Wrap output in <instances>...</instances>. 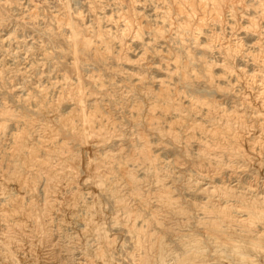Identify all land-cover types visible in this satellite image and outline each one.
Listing matches in <instances>:
<instances>
[{"label":"rangeland","instance_id":"obj_1","mask_svg":"<svg viewBox=\"0 0 264 264\" xmlns=\"http://www.w3.org/2000/svg\"><path fill=\"white\" fill-rule=\"evenodd\" d=\"M84 42L89 43V50L83 49ZM178 58L179 60H177ZM206 64L212 66L213 81L211 84L206 77ZM221 65L225 68L223 67V69ZM226 67H229V71H233L232 80L228 77V72H224ZM132 72L135 75L131 74ZM245 72L248 74L251 72V75L244 74ZM263 72L264 0H0V264H86L88 259H94L93 264H104L103 259L97 253L102 249L106 258L108 257L107 264L111 262L114 264V261L117 262L115 264H136L137 261L139 264L140 257L145 252L149 254L147 264H153L155 256L158 255L157 249L160 244L158 241H161L164 248L163 264H187L183 259H186L188 254L184 251V246L179 244V238L190 234L192 236L188 237L198 240V245H201L199 249L203 250H201L203 256L207 255L206 257L202 256L206 258L207 264H213L215 261L217 263L222 254L224 257L230 255V251L227 254L222 238L232 236L231 238L235 239L237 235L234 232L239 231L236 228L232 234L227 231L228 236L224 234L225 231H223L224 233H217L218 230L215 232V229L218 228L214 229L212 224L217 219H207L203 211L200 210L201 206L197 205L205 206L208 202V196L202 191L207 182H214V185L226 186V188L236 187L238 184L243 187L251 186L264 190V176L262 175L264 174V167H262L264 163H260L264 162V147L262 146L264 138L261 139L262 141L260 140L262 143L259 142L260 145L256 146L257 149L262 147L263 151L260 150L262 155L258 154L252 157L254 160L249 156L252 155L249 154L250 151H247L250 142L246 144L247 141L243 140V137L252 138L254 133L259 135L261 128L263 132L260 136L264 134ZM182 73L186 74L188 83H184L182 80ZM253 74H256L257 77L256 75L253 77ZM139 77L144 78L145 84L133 89L135 79ZM158 78L166 82V88L167 91L169 90V97L173 103V108L170 111H165L166 116L162 115L163 117L158 110L163 106V108H167L168 104L165 101H155L153 98L160 91L157 81L154 80ZM42 88H46L43 90L44 93L40 92ZM192 88L194 90H191ZM248 89L251 91L249 92ZM151 91L153 92L151 93ZM241 93H245L244 97ZM252 95L253 97H251ZM80 96L82 97L80 98ZM191 99L193 107L188 102ZM193 99H196V102ZM151 101L156 102L157 106L160 105L158 108L156 106L157 109L154 110L156 112L153 113L158 117L157 119L155 117L154 122L164 136L162 139L157 129H148L144 120V115L148 113L147 110L153 104ZM205 102L207 104H201ZM206 109H211L210 111L213 112H208ZM72 110H75L76 114ZM248 110L251 111V114L252 111L262 113L258 124L249 120L248 117L251 114ZM89 112L96 114L97 118L94 117L92 121L96 125L97 131H103L104 135H96L98 137L96 138L93 137L95 132L90 133L92 136H87L88 140L85 142L82 139L87 137L77 136L74 131L83 124L82 116H78V114L89 115ZM233 112L244 114L248 120L245 129L241 128L240 142L237 143L242 146L235 145L238 151L244 155L242 157L246 155L247 159L242 158L248 160L245 161L246 165L250 161L248 167L246 165L245 168L244 166L239 167L240 163L238 164L235 159L232 160L230 157L231 161L222 152L218 156H222L219 158V163L196 156L199 134L197 131L191 130L194 129L193 127L187 129L186 121L192 124V120H195V123H199L201 120V123L203 121L206 124L201 116L204 117L207 113L212 118L215 116L213 119L215 123L218 121L222 123L226 116L234 114ZM72 113L74 116L71 115ZM192 113L196 115L189 116ZM226 113L227 115L224 116ZM58 117L63 119V121L60 119L62 123ZM195 117L198 119L197 122V119H192ZM66 118H70V120L67 119L68 124H66ZM176 119L181 120L178 122ZM170 121L174 126L176 123L178 124L176 127L173 126L176 128L175 131L177 130L176 134L183 136L181 132L187 133L190 141L186 137H180L176 141L172 139L166 132L169 123L171 124ZM233 121L234 123H231L234 125V130L240 131L239 123ZM181 122L182 126L185 125L183 131L179 129ZM75 127L76 129H74ZM222 131L224 132L220 128L218 133L221 134ZM191 135L194 136L192 139ZM142 137L149 140L150 152L156 157L154 166L149 165V161L144 162L140 156ZM16 138L21 141H18V146L15 145ZM81 141L83 143H80ZM220 142L223 144L220 143L215 148L225 150V148L230 149L233 146L225 143V140ZM165 144L169 146H165ZM62 145L68 147L61 148ZM12 148L17 156L19 154L17 160L15 156L11 158L9 156V152L13 151ZM31 149L40 162H44H42L44 169L30 164L29 152ZM243 150L248 153L246 154ZM39 152L41 153L39 154ZM69 153L70 155H68ZM173 159L175 161L179 159L183 164L178 160L174 162ZM205 160H208V163ZM235 163L236 165H233ZM254 163H258L257 167ZM218 164L220 165L218 166ZM8 165H17V168L18 165L22 166L16 170V167ZM23 165L27 168H23ZM120 165L127 167L136 178L138 183L136 194L129 191L125 179L119 172ZM251 166L252 168H250ZM109 167L112 170H107ZM12 174H22L19 178L21 187L25 186L24 189L22 187L19 190V187H16ZM94 174L96 176H92ZM102 175L103 177L107 176L108 179L102 178ZM27 176L31 178L29 179ZM184 176L189 177L185 186L189 188H187L186 194H181L178 191L177 179ZM198 176H202V179ZM192 177L198 179H190ZM221 177H224L223 180ZM254 177L258 179H254ZM209 179L212 180L209 181ZM198 181L200 184H197ZM115 183L117 186H114ZM119 183L120 185H118ZM197 185L198 187H196ZM121 187L123 189H120ZM23 190L25 191L23 192ZM115 190L119 193L118 197L113 193ZM103 191L105 192L103 193ZM166 192L167 195L168 193L172 194L169 195L171 200L176 198L173 201L179 203L178 207L186 213H182L184 217L180 213L176 215L171 210L168 211L169 209L162 207L160 197ZM255 192L253 191V193ZM123 193L124 195H120ZM19 194L23 197L18 201L15 197ZM115 197L116 199H125L126 203L129 201V205H126L132 209L136 217V231L125 226L128 225L125 221L126 214L122 208L116 206ZM135 198L143 200L141 205ZM191 202H194V205L196 202L195 209ZM230 202H233L232 198ZM90 205L93 206V210H91L92 207H89ZM87 206L90 208L89 210ZM197 212L199 213L197 214ZM29 213L31 215H28ZM188 214L189 216H187ZM194 220L197 224L194 223ZM122 222L125 224L123 225ZM226 222L222 223L221 230H228L229 223L227 225ZM126 229H129V232ZM168 229L170 230L168 231ZM130 230L133 234L130 233ZM230 230L233 231L232 228ZM138 232H140L139 237L136 235ZM233 235L236 236L233 238ZM103 237L109 239L114 237L112 240L115 239V241L110 245L111 253L108 251L110 247L102 246ZM139 238L143 248L138 245ZM217 240L221 243H218ZM235 240L239 241V238L237 237ZM66 248H70L69 251ZM106 248L108 253L105 251ZM112 255L113 257H111ZM87 256L88 259H85ZM68 257H72L70 259L73 260L72 263L68 261ZM96 259L100 260V263Z\"/></svg>","mask_w":264,"mask_h":264},{"label":"bare ground","instance_id":"obj_2","mask_svg":"<svg viewBox=\"0 0 264 264\" xmlns=\"http://www.w3.org/2000/svg\"><path fill=\"white\" fill-rule=\"evenodd\" d=\"M248 2V1H247ZM71 21V20H70ZM71 30H72V28H71ZM76 30V29H75ZM72 32H73V30H72ZM206 34V33H205ZM111 35V34H110ZM73 36H74V34H73ZM81 36H82V34H81ZM102 37V36H101ZM73 39V38H72ZM103 41H104V39H103ZM107 41V40H106ZM105 41V42H106ZM104 42V43H105ZM107 43V42H106ZM209 44V43H208ZM110 45V44H109ZM105 47V46H104ZM121 47V46H120ZM145 47V46H144ZM89 48H90V45H89V43H86V42H84L83 43V49L84 50H89ZM106 48H107V45H106ZM203 48V47H202ZM205 49V48H204ZM203 49V50H204ZM249 50V49H248ZM251 51V50H250ZM164 53V52H163ZM190 53V52H189ZM245 53V52H244ZM239 54V53H238ZM243 54V53H242ZM248 55V54H247ZM123 57V56H122ZM124 57H126V56H124ZM211 57V56H210ZM214 57V56H213ZM199 58H200V56H199ZM202 58V57H201ZM207 58H208V56H207ZM131 59V58H130ZM225 59V58H224ZM230 59V58H229ZM177 60H179V58L177 59ZM194 60V59H193ZM204 60H206L207 61V59H204ZM211 60V59H210ZM76 61V60H75ZM118 61V60H117ZM131 61V60H130ZM143 61V60H142ZM213 61H215L214 59H213ZM226 61V60H225ZM224 61V62H225ZM231 61V60H230ZM258 61V60H257ZM215 62H217V61H215ZM214 62V63H215ZM258 63H259V61H258ZM204 64V63H203ZM212 64V63H211ZM219 64V63H218ZM222 64V63H221ZM237 64V63H236ZM261 64V63H260ZM176 65H177V63H176ZM183 65V64H182ZM192 65H194V64H192ZM191 65V66H192ZM207 65V64H206ZM235 65V64H234ZM195 66V65H194ZM222 66V65H221ZM226 66V65H225ZM228 66V65H227ZM232 66V65H231ZM159 67V66H158ZM212 67V66H211ZM210 67V65H207V68H206V77H207V79L209 80V84H211L212 83V81H213V79H212V76H213V74H212V71H211V68ZM224 66H222V68H223ZM230 67V66H229ZM229 67H226L227 69L229 68ZM236 67V66H235ZM234 67V68H235ZM183 68V67H182ZM225 68V67H224ZM223 68V69H224ZM237 68H238V65H237ZM237 68H235V69H237ZM243 69H244V67H242ZM241 68V69H242ZM246 68V67H245ZM227 69H225V71L224 72H228V77L229 78H231V80L233 79V74H232V72H231V70L229 71V69L227 70ZM231 69V68H230ZM233 69V68H232ZM240 68H239V70H241ZM242 69V70H243ZM255 69V68H254ZM258 69V68H257ZM245 70V69H244ZM243 70V71H244ZM260 70V69H259ZM231 72V73H230ZM247 72V71H246ZM244 73V74H247V75H249L248 73ZM254 72V71H253ZM258 72V71H257ZM134 72H132L131 74H133ZM192 73H193V70H192ZM198 73V72H197ZM242 73V72H241ZM259 73H261L260 71H259ZM264 73V72H263ZM262 73V74H263ZM133 75H135V74H133ZM138 75V74H137ZM137 75H136V77H137ZM251 75V74H250ZM256 75V74H255ZM255 75L253 74V77H255ZM264 75V74H263ZM246 76V75H245ZM153 77V76H152ZM159 77V76H158ZM215 77H216V75H215ZM220 77H221V75H220ZM256 77H257V75H256ZM133 78V77H132ZM156 78V77H155ZM181 78H182V80L184 81V83H188V78H187V76H186V74L185 73H182L181 74ZM214 78V77H213ZM226 78V77H225ZM237 78H240V77H237ZM242 78V77H241ZM263 79H264V77H263ZM146 80V79H145ZM153 80V79H152ZM155 81H157V85L160 87V91L158 92V94H156V96H153V98L155 99V101H165V103L166 104H168V106H167V108H163V107H161L162 109H160V110H158L159 111V114H161V117H163V116H166V113H165V111L167 112L168 110L170 111L171 110V108H173V103L171 102V100H170V98L171 97H169V93H168V91H167V85H166V82L164 81V80H160L159 78L158 79H154ZM230 80V79H229ZM182 81V82H183ZM242 81V80H241ZM253 81H255V79H253ZM58 82V81H57ZM151 82V81H150ZM169 82V81H168ZM238 82V81H237ZM260 82H261V80H260ZM152 83V82H151ZM155 83V82H154ZM253 83V82H252ZM261 83H263V82H261ZM145 84V81H144V78H141V77H139V78H137V79H135V82H134V84H133V89H135L134 87H142L143 85ZM255 84H256V82L254 83V86H255ZM258 84V83H257ZM260 84V83H259ZM176 85V84H175ZM219 85V84H218ZM252 85V84H251ZM261 85V84H260ZM61 86V85H60ZM169 86V85H168ZM233 86V85H232ZM243 86V85H242ZM253 86V85H252ZM257 86V85H256ZM64 87V86H63ZM103 87V86H102ZM146 87H148V86H146ZM185 87L187 88V86H186V84H185ZM185 87H184V89H185ZM188 87H190V86H188ZM258 87V86H257ZM37 88V87H36ZM150 88V87H149ZM163 88H166V89H163ZM182 88V87H181ZM261 88V87H260ZM262 88H263V86H262ZM44 89H46V88H44ZM43 88L41 89V91L40 92H42L43 90H44ZM131 89V88H130ZM139 89V88H138ZM153 89V88H152ZM175 89H176V87H175ZM190 89V88H189ZM219 89V88H218ZM225 89V88H224ZM232 89V88H231ZM254 89V88H253ZM264 89V88H263ZM141 90V89H140ZM181 90V89H180ZM191 90H194L193 88L191 89ZM229 90V89H228ZM249 90V89H248ZM256 90V89H255ZM258 90V89H257ZM82 91V90H81ZM81 91H80V93H81ZM134 91V90H133ZM147 91V90H146ZM145 91V92H146ZM149 91V90H148ZM175 91V90H174ZM196 91V90H195ZM247 91V90H246ZM251 90H249V92H250ZM253 91V90H252ZM262 91V90H261ZM153 91H151V93H152ZM193 93H194V91H192ZM197 92V91H196ZM231 92V91H230ZM244 92H245V90H244ZM262 92H264V91H262ZM261 92V93H262ZM43 93H44V91H43ZM42 93V94H43ZM45 93H47L46 91H45ZM75 93V92H74ZM141 93V92H140ZM188 93V92H187ZM191 93V92H190ZM85 94V93H84ZM107 94V93H106ZM125 94V93H124ZM149 94H150V92H149ZM178 94V93H177ZM176 94V95H177ZM180 94V93H179ZM195 94V93H194ZM240 94V93H239ZM238 94V95H239ZM242 94V93H241ZM243 94H245V93H243ZM242 94V95H243ZM247 94H249V93H247ZM251 94H252V92H251ZM258 94V93H257ZM81 95V94H80ZM150 95H152V94H150ZM212 95V94H211ZM236 95V94H235ZM255 95V94H254ZM263 95V94H262ZM45 96V95H44ZM83 96V95H82ZM82 96H80V98L82 97ZM85 96V95H84ZM112 96V95H111ZM139 96V95H138ZM175 96V95H174ZM185 96V95H184ZM183 96V97H184ZM257 96V95H256ZM264 96V95H263ZM190 97V96H189ZM188 97V98H189ZM243 97H244V95H243ZM242 96H241V98H243ZM250 97V96H249ZM251 97H253V95L251 96ZM260 97V96H259ZM259 97H257V98H259ZM28 98V97H27ZM37 99H38V97H36ZM67 98V97H66ZM174 98V97H173ZM192 98V97H191ZM246 98L248 99V97L246 96ZM33 99V98H32ZM43 100H44V98H42ZM75 99H77V98H75ZM74 99V100H75ZM133 99V98H132ZM181 99V98H180ZM250 99V98H249ZM43 100H41L42 102H43ZM172 100H174V99H172ZM176 100V99H175ZM185 100H186V98H185ZM194 100V99H193ZM196 100V99H195ZM194 100V101H195ZM241 100V99H240ZM243 100V99H242ZM35 101V100H34ZM36 101H38V100H36ZM76 101V100H75ZM84 101V100H83ZM130 101V100H129ZM197 101H199V100H197ZM244 101V100H243ZM77 102V101H76ZM79 102H80V100H79ZM78 102V103H79ZM82 102V101H81ZM122 102V101H121ZM152 102V101H151ZM157 102V103H158ZM176 102V101H175ZM189 103H190V106H192L193 105V101H192V99L191 100H189L188 101ZM196 102V101H195ZM203 102V101H202ZM255 102V101H254ZM44 103H45V100H44ZM43 103V104H44ZM47 103H48V101H47ZM96 103V102H95ZM98 103V102H97ZM106 103V102H105ZM153 104L151 105L150 103V109H148L147 110V114H145L144 115V117H145V123L147 124V126H148V129H150V130H156L157 129V132L160 134V138L162 139V136H163V134L162 133H160L161 132V130L160 129H158L157 128V126H156V124H155V122H154V120H156L158 117H156L155 115V113H153V112H156V111H154V110H156L157 108H158V106H160V105H156V102H152ZM162 103V102H161ZM177 103H178V101H177ZM210 103V102H209ZM242 103V102H241ZM36 104V103H35ZM38 104V103H37ZM36 104V105H37ZM42 104V103H41ZM42 104V105H43ZM55 104V103H54ZM82 104V103H81ZM155 104V105H154ZM159 104V103H158ZM179 104V103H178ZM201 104H207L206 102L205 103H201ZM243 104H244V102H243ZM246 104H249V103H246ZM79 105V104H78ZM128 105V104H127ZM196 105V104H195ZM194 105V106H195ZM50 106V105H49ZM80 106H82V105H80ZM83 106H84V103H83ZM86 106V105H85ZM96 106H97V104H96ZM133 106V105H132ZM156 106H157V108H156ZM189 106V107H190ZM216 106H217V104H216ZM74 107H76V106H74ZM139 107H141V106H139ZM178 107V106H177ZM193 107V106H192ZM213 107V106H212ZM221 107V106H220ZM219 107V108H220ZM234 107V106H233ZM232 107V108H233ZM236 107V106H235ZM251 107V106H250ZM254 107V106H253ZM48 108V107H47ZM78 108H79V106H78ZM84 108V107H83ZM133 108V107H132ZM188 108V107H187ZM191 108V107H190ZM197 108V107H196ZM209 108V107H208ZM222 108V107H221ZM224 108V107H223ZM243 108V107H242ZM255 108V107H254ZM56 109V108H55ZM72 109H73V107H72ZM75 109V108H74ZM81 109H82V107H81ZM145 109V108H144ZM174 109H175V107H174ZM174 109H172V110H174ZM216 109V108H215ZM225 109V108H224ZM257 109H259V108H257ZM45 110V109H44ZM71 110V109H70ZM131 110V109H130ZM141 110V109H140ZM180 110V112H181V108L179 109ZM186 110H191V109H186ZM196 110V109H195ZM208 112H211L210 110L211 109H206ZM233 110H234V108H233ZM232 110V111H233ZM247 110V109H246ZM80 111V110H79ZM78 111V112H79ZM83 111V110H82ZM86 111H89V110H87L86 109ZM131 111H133V109L131 110ZM135 111V110H134ZM194 111V110H193ZM199 111V110H198ZM243 111V110H242ZM241 111V112H242ZM249 112H250V114H251V111L250 110H248ZM260 111V110H259ZM72 112H74V114H76L75 113V110L73 111L72 110ZM94 112V111H93ZM136 112V111H135ZM183 112V111H182ZM192 112V111H191ZM213 112V111H212ZM211 112V113H212ZM245 112V111H244ZM243 112V113H244ZM263 112H264V110H263ZM9 113V112H8ZM71 113V112H70ZM90 113V112H89ZM88 113V114H89ZM98 113V112H97ZM169 113V112H168ZM185 113H187V112H185ZM202 113V112H201ZM229 113H230V110H229ZM234 113V112H233ZM246 113V112H245ZM81 113H79L78 114V116H82L81 117V120L83 121V124H82V126L80 125V128H78L77 126V129L78 130H76V131H74L75 132V134H77V136H80V137H87V136H89V135H91L90 133H93V132H95V133H93V137H96V138H98L97 136H103L104 135V133L102 134V132H99V131H97V128H96V125H94V123H93V118L96 116V114H89V115H85L86 113H83V114H81ZM144 114V113H143ZM143 114H142V116H143ZM182 114V113H181ZM190 114V113H189ZM195 114V113H194ZM193 113L191 114V115H189V116H191L192 117V115H194ZM196 114H197V112H196ZM195 114V115H196ZM224 114V113H223ZM262 114V113H261ZM261 114L260 113H258V111L257 112H253L252 111V114L248 117L249 118V120H251V122H253V123H257V122H259L260 120V117H262L261 116ZM71 115H73V113L71 114ZM112 115V114H111ZM163 115V116H162ZM183 115H185V114H183ZM182 115V116H183ZM200 115V114H199ZM210 114H208L207 115V113H206V116H201L204 120H205V122H206V124L205 123H203V121H202V123H201V120H200V122L199 123H195L194 121L195 120H192V122H191V120H190V122L192 123V124H190L189 123V121H186V119H184L185 121H186V128L188 129V128H194V129H191V130H193L194 132L195 131H197L198 132V134H199V140H198V142H197V155L196 156H199V157H201L202 159L203 158H207V159H209L210 161L211 160H214V161H216L217 163H219L220 162V159L219 158H222V156L221 157H218L219 155H220V153L222 152V153H224L226 156H227V158H229L230 160H231V158H232V160L233 159H235L237 162H238V164H239V167H243L244 166V168H245V165H246V162L245 161H248V160H243L242 158H245L246 157V155H245V157H242V156H244L243 154H241V152L240 151H238V148L236 147L237 145H239L240 147L242 146L241 144H237L238 142H240L239 141V139H240V137H241V132H242V129H245V124L247 123V117L244 115V114H239V113H234V114H230V115H227V113L224 115V116H226V118L224 119V118H222V119H224V121L221 123L220 121H218V122H220V123H218V122H214V120L213 119H215L214 117L212 118L211 116H209ZM214 115V114H213ZM246 115H247V113H246ZM62 116V115H61ZM64 116V115H63ZM74 116V115H73ZM76 116V115H75ZM97 116H99V115H97ZM140 116V115H139ZM138 116V117H139ZM159 116V115H158ZM178 116H180V115H178ZM197 116H198V114H197ZM68 117V116H67ZM71 117V116H70ZM141 117V116H140ZM155 117H156V119H155ZM185 117V116H184ZM187 117V116H186ZM190 117V118H191ZM220 118H221V116H219ZM59 118V121H61L60 119H62V118H60V117H58ZM80 118V117H79ZM95 118H97V117H95ZM135 118H137V117H135ZM183 118V117H182ZM67 119H69L70 120V118H66V121H67ZM163 119V118H162ZM165 119V118H164ZM179 119V118H178ZM189 119V118H188ZM192 119H197L196 117L195 118H192ZM219 119V118H218ZM72 120V119H71ZM80 120V119H79ZM80 120V121H81ZM103 120V119H102ZM167 120V119H166ZM177 120V119H176ZM181 120V119H180ZM180 120L178 121V122H180ZM221 120V119H220ZM233 120H235V122H238L239 124H238V126L240 127V131L239 130H234V125L232 124V123H234V121ZM62 121H63V119H62ZM62 121H61V123H62ZM64 121H65V116H64ZM73 121V120H72ZM96 121V120H95ZM138 121V120H137ZM158 121V120H157ZM160 121H161V119H160ZM164 121V120H163ZM168 121V120H167ZM198 121V119L196 120V122ZM217 121V120H216ZM159 122V121H158ZM157 122V123H158ZM166 124H167V122L166 121H164ZM171 122V121H170ZM183 122V121H182ZM182 122H181V124H180V126H181V128H179L181 131H183V127L185 126V125H183L182 126ZM232 122V123H231ZM57 123V122H56ZM65 123V122H64ZM63 123V124H64ZM82 123V122H81ZM160 123H162V122H160ZM165 123H163L164 125H165ZM169 123V122H168ZM187 123H189V125H187ZM66 124H68V121H67V123ZM69 124H72V123H69ZM159 124V123H158ZM171 124H173V122H171ZM171 124L169 123V126L167 127V129H166V132H168V134H169V136L172 138V139H174L175 141L176 140H178L180 137H186L187 139H189V137H188V134L187 133H182L181 132V134L183 135V136H180V135H178V134H176V131H175V129L176 128H174V127H176L178 124L176 123V126H174V124L171 126ZM235 124H237V123H235ZM251 124V123H250ZM258 124V123H257ZM31 125V124H30ZM161 125V124H160ZM1 126V125H0ZM64 126H65V124H64ZM67 126V125H66ZM73 126V125H72ZM159 126V125H158ZM174 126V127H173ZM74 127V126H73ZM72 127V128H73ZM76 127L74 128V129H76ZM166 127V126H165ZM238 127V128H239ZM250 127V126H249ZM263 127V126H262ZM2 128V127H1ZM24 128V127H23ZM65 128V127H64ZM71 128V127H70ZM220 128H222V130H224V132L223 133H218V130L220 129ZM96 129V130H95ZM165 129V128H164ZM260 129V128H259ZM258 129V130H259ZM4 130V129H3ZM28 130V129H27ZM234 130V131H233ZM26 131V130H25ZM164 131V130H163ZM185 131V130H184ZM193 131H189V132H193ZM51 132V131H50ZM77 132V133H76ZM165 132V131H164ZM246 132V131H245ZM254 132H255V130H254ZM253 132V133H254ZM262 132H263V130H262V128H261V130H260V134H262ZM15 133V132H14ZM108 133V132H107ZM144 133V132H143ZM179 133V132H178ZM94 134H95V136H94ZM162 134V135H161ZM189 134H191V133H189ZM249 134V133H248ZM256 133H254V135L252 136V138H249V139H246V138H244L243 136V140H245V141H247V143L246 144H248V142H250L249 143V145H248V149H247V151H250V153L249 154H252V155H249V156H251V158L252 157H254V156H256V155H258V154H261L260 152L261 151H263V149H261L262 147H258L259 149H257V145H260V144H258L259 142H261L262 140V138H264V134L263 135H261L260 136V134L259 135H255ZM25 135V134H24ZM51 135V134H50ZM97 135V136H96ZM165 135H167V134H165ZM194 135H196V133H194ZM22 136V135H21ZM92 136V135H91ZM105 136H106V134H105ZM13 137H14V134H13ZM15 137H16V135H15ZM23 137V136H22ZM90 137V136H89ZM110 137V136H109ZM111 137H113L112 135H111ZM110 137V138H111ZM164 137V136H163ZM194 137V136H193ZM192 137V135H191V139L193 138ZM17 138H18V136H17ZM16 138V146H18V141L19 142H21L20 140H18ZM101 138H103V137H101ZM108 138V137H107ZM198 138V137H197ZM34 139V138H33ZM81 139V138H80ZM105 139V138H104ZM104 139H103V141H104ZM187 139H186V141H187ZM258 139V140H257ZM15 140V139H14ZM14 140H13V142H14ZM23 140V139H22ZM82 140H85V142L88 140V137L86 138V139H82ZM96 140H98V139H96ZM105 140H107V139H105ZM110 140V139H109ZM141 140H142V142H141V148H140V156H141V158L144 160V162L145 161H149V165L151 164V166H154V163H155V161H156V157L154 156V155H152V152H150V145H149V140H148V138H144V137H142L141 138ZM174 140H173V142H174ZM185 140V139H184ZM196 140V141H197ZM221 140H225L226 142L225 143H227L228 145H233L230 149H226L225 148V150H221V148L220 149H217V148H215L216 146H218L220 143H222V142H220ZM261 140V141H260ZM264 140V139H263ZM24 141V140H23ZM98 141H102V140H98ZM189 141H190V139H189ZM192 141V140H191ZM27 142V141H26ZM42 142V141H41ZM44 142V141H43ZM59 142V141H58ZM66 142V141H65ZM106 142V141H105ZM183 142H185V141H183ZM56 143V142H55ZM68 143V142H67ZM67 143H65V144H67ZM80 143H83L82 141L80 142ZM177 143V142H176ZM224 143V144H225ZM245 143V142H244ZM262 143V142H261ZM36 144V143H35ZM47 144V143H46ZM58 144V143H57ZM62 144H63V140H62ZM96 144V143H95ZM178 144V143H177ZM186 144V143H185ZM223 144V143H222ZM226 144V145H227ZM27 145V144H26ZM168 144H165V146H167ZM179 145V144H178ZM236 145V146H235ZM12 146V145H11ZM40 146V145H39ZM63 146H66V145H62L61 146V148H63ZM169 146V145H168ZM244 146V145H243ZM263 147H264V145H262ZM35 147V146H34ZM42 147V146H41ZM66 147H68V146H66ZM222 147V146H221ZM38 148V147H37ZM51 148V147H50ZM244 148V147H243ZM27 149V148H26ZM35 149V148H34ZM42 149V148H41ZM66 149V148H65ZM183 149H185L186 150V148H183ZM240 150H241V148H239ZM12 150H13V148H12ZM37 150V149H36ZM184 150V151H185ZM191 150H193V149H191ZM261 150V151H260ZM18 151V150H17ZM43 151H45V150H43ZM48 151V150H47ZM60 151V150H59ZM62 151V150H61ZM244 151V150H243ZM7 152V151H6ZM24 152V151H23ZM67 152V151H66ZM107 152V151H106ZM245 153H246V151H244ZM264 152V151H263ZM10 153V158L11 157H14L15 156V158H16V160H17V158L19 157V154H18V156H17V154H16V152H15V150H13V151H11V152H9ZM41 152H39V154H40ZM45 153V152H44ZM50 153V152H49ZM63 153H64V151H63ZM243 153V152H242ZM244 153V154H245ZM248 153V152H247ZM246 153V154H247ZM29 158H30V164H34V165H36V167H38V168H43V161H41L40 162V160L38 159V157L35 155V152L34 151H32V149H31V151L29 152ZM112 154V153H111ZM59 155V154H58ZM65 155V154H64ZM67 155V154H66ZM68 155H70V153L68 154ZM223 155V154H222ZM262 155V154H261ZM17 156V157H16ZM187 156V155H186ZM193 156V155H192ZM194 156H195V154H194ZM248 156V157H249ZM70 157V156H69ZM175 157V156H174ZM218 157V158H217ZM223 157H224V155H223ZM231 157V158H230ZM261 157V156H260ZM4 158V157H3ZM15 158H14V160H15ZM22 158H24V157H22ZM70 158H72V157H70ZM73 158H74V156H73ZM104 158V157H103ZM117 158V157H116ZM139 158V157H138ZM175 158H177V157H175ZM195 158H197V157H195ZM13 159V158H12ZM25 159V158H24ZM50 159V158H49ZM66 159V158H65ZM102 159V158H101ZM111 159V158H110ZM245 159H247V158H245ZM250 159V158H249ZM253 160H254V158H252ZM251 159V160H252ZM257 159V158H256ZM261 159V158H260ZM14 160H12V161H14ZM47 160V159H46ZM179 161V159H176V161ZM223 160V159H222ZM231 160V161H232ZM252 160V161H253ZM258 160V159H257ZM264 160V159H263ZM27 161H29V160H27ZM50 161V160H49ZM107 161V160H106ZM108 161H111V160H108ZM163 161V160H162ZM169 161V160H168ZM173 161L174 162H176L174 159H173ZM181 161V160H180ZM179 161V162H180ZM200 161H203V160H200ZM205 161H207V163H208V160H205ZM229 161V160H228ZM256 161V160H255ZM261 161V160H260ZM259 161V162H260ZM15 162V161H14ZM43 162V163H42ZM115 162V161H114ZM198 162V161H197ZM224 162V161H223ZM223 162H221V164L223 163ZM234 162V161H233ZM232 162V163H233ZM250 162V161H249ZM248 162V163H249ZM258 162V163H259ZM263 162V161H262ZM262 162H260L261 164H263ZM8 163V162H7ZM7 163H6V165H7ZM17 163V162H16ZM46 163V162H45ZM49 163V162H48ZM47 163V164H48ZM76 163V162H75ZM125 163V162H124ZM173 163V162H172ZM171 163V164H172ZM180 163H182L183 164V162H180ZM199 163V162H198ZM202 163H204V162H202ZM228 163V162H227ZM248 163H247V167H248ZM251 163H253V162H251ZM257 163V164H258ZM9 164H10V162H9ZM11 164H12V162H11ZM26 164V163H25ZM29 164V165H30ZM59 164V163H58ZM61 164V163H60ZM101 164V163H100ZM107 164H109V163H107ZM113 164V163H112ZM115 164V163H114ZM170 164V165H171ZM175 164V163H174ZM182 164H180V165H182ZM195 164V163H194ZM193 164V165H194ZM226 164V163H225ZM255 164V163H254ZM257 164H255L256 166L255 167H257ZM15 165V164H14ZM28 165V166H29ZM33 165V166H34ZM126 165V164H125ZM165 165H166V163H165ZM177 165H179V164H177ZM196 165V164H195ZM205 165V164H204ZM220 164H218V166H219ZM223 165V164H222ZM233 165H236V163L235 164H233ZM232 165V166H233ZM251 165V164H250ZM9 166V165H8ZM12 166V165H11ZM11 166H9V167H11ZM17 166V165H16ZM16 166H12V167H16ZM22 165H20V167H21ZM62 166H63V164H62ZM76 166V165H75ZM78 166V165H77ZM107 166H109V165H107ZM160 166V165H159ZM202 166V165H201ZM217 166V165H216ZM224 166V165H223ZM228 166V165H227ZM232 166H231V168H232ZM252 166H253V164H252ZM252 166L250 167V168H252ZM260 166V165H259ZM19 167V165H18V168H20ZM45 167V166H44ZM57 167H58V165H57ZM111 167V166H110ZM108 168L107 170H112V168ZM181 167V166H180ZM192 167V166H191ZM194 167V166H193ZM203 167V166H202ZM201 167V168H202ZM206 168H208L207 166H205ZM226 167V166H225ZM234 167V166H233ZM237 167H238V165H237ZM261 167V166H260ZM262 167H264V165L262 166ZM17 167H16V170L18 169ZM23 168H27V166H25L24 167V165H23ZM48 168V167H47ZM63 168V167H62ZM119 168V172L121 173V176H123V178L125 179L124 181L127 183V185H128V189H129V191L131 192V193H133V194H136V192H137V185H138V183H137V180H136V178L134 177V175L133 174H131L130 172H129V170H128V168L127 167H125V166H119L118 167ZM173 168V167H172ZM199 168V167H198ZM204 168V167H203ZM210 168V167H209ZM211 168H212V165H211ZM216 168V167H215ZM222 169L224 168V167H221ZM230 168V167H229ZM235 168H236V166H235ZM234 168V169H235ZM44 169V168H43ZM45 169H46V167H45ZM50 169H51V167H50ZM50 169H49V171H50ZM105 169V168H104ZM170 169V168H169ZM194 169V168H193ZM195 169H197L196 167H195ZM194 169V170H195ZM221 169V170H222ZM239 169V168H238ZM258 169H259V167L257 168V171H258ZM263 169V168H262ZM31 170V169H30ZM200 170V169H199ZM208 170V169H207ZM220 170V169H219ZM231 170V169H230ZM240 170V169H239ZM245 170V169H244ZM248 170V169H247ZM47 171V170H46ZM65 171V170H64ZM106 171V170H105ZM197 171V170H196ZM202 171H203V169H202ZM216 171V170H215ZM233 171V170H232ZM236 171H237V169H236ZM260 171V170H259ZM175 172V171H174ZM177 172V171H176ZM191 172H193V171H191ZM204 172V171H203ZM221 172V171H220ZM235 172V171H234ZM262 172V171H261ZM34 173V172H33ZM111 173V172H110ZM190 173V172H189ZM199 173V172H198ZM219 173V172H218ZM263 173H264V171H263ZM17 174V173H16ZM14 175V174H12V175H14V179H15V184H16V187H19L18 189L20 190V188H22L23 187V189H24V187L25 186H22L21 187V180H20V178H19V176L21 175L22 176V174H19V175ZM28 174V173H27ZM50 174V173H49ZM49 174H47V175H49ZM97 174V173H96ZM175 174V173H174ZM194 174V173H193ZM201 174V173H200ZM214 174H215V172H214ZM230 174H231V172H230ZM26 175V174H25ZM104 175V174H103ZM103 175H102V178H107V176H104L103 177ZM176 175V174H175ZM178 175V174H177ZM188 175V174H187ZM191 175V174H190ZM203 175H205V174H203ZM202 175V176H203ZM207 175H209L208 173H207ZM206 175V176H207ZM263 176H264V174H262ZM30 176V175H29ZM33 176V175H32ZM92 176H96L95 174L94 175H92ZM100 176V175H99ZM189 176V175H188ZM193 176V175H192ZM202 176H198V177H201L202 178ZM214 176V175H213ZM227 176V175H226ZM230 176V175H229ZM228 176V177H229ZM232 176H233V174H232ZM235 176V175H234ZM252 176V175H251ZM256 176V175H255ZM258 176H260V175H258ZM13 177V176H12ZM28 177V176H27ZM26 177V178H27ZM37 177H39V176H37ZM36 177V179H38ZM49 177V176H48ZM171 177V176H170ZM197 177V176H196ZM204 177V176H203ZM208 177V176H207ZM29 178V177H28ZM27 178V179H28ZM31 178V177H30ZM29 178V179H30ZM93 178V177H92ZM105 178V179H106ZM122 178V179H123ZM209 178H211V177H209ZM222 178V177H221ZM220 178V179H221ZM224 178V177H223ZM223 178L221 179V180H223ZM23 179H25V178H23ZM108 179V178H107ZM191 179V178H190ZM198 179V178H197ZM205 179H207V178H205ZM254 179H258L257 177H254ZM33 180V179H32ZM110 180V179H109ZM210 180H212V179H209V181ZM217 180V179H216ZM220 180V181H221ZM233 180V179H232ZM247 180V179H246ZM29 181V180H28ZM31 181V180H30ZM37 181V180H36ZM103 181V180H102ZM117 181V180H116ZM193 181V180H192ZM192 181H191V183H192ZM200 181H201V179H200ZM200 181H198L199 183H197V184H200ZM218 181V180H217ZM230 181V180H229ZM251 181V180H250ZM254 181V180H253ZM258 181V180H257ZM35 182V181H34ZM33 182V183H34ZM93 182H94V179H93ZM118 182H120V181H118ZM205 182V181H204ZM216 182V181H215ZM225 182V181H224ZM117 183V182H116ZM116 183H115V185L114 186H117L116 185ZM125 183V184H126ZM164 183V182H163ZM190 183V182H189ZM191 183H190V185H191ZM214 182H207L206 184V187H205V189H202V191H203V193L204 194H206L207 196H208V202L207 201H205V202H207V204L205 205V202H204V205L205 206H202L201 204L200 205H197L196 204V202H195V205H194V202L192 203V205H194V209L196 208L195 206L197 205V206H201L200 207V210H202L203 211V214H204V216H206V218L207 219H217L215 222H213V220L212 221H210L211 223L213 222V224L212 225H214V229L215 228H218V229H215V232H216V230H218L217 231V233L218 232H223V231H225V233L224 234H226L227 235V231H230L231 233L230 234H232L236 229L239 231V232H234V234H236V235H233V238L235 237V239H237V237L239 238V241L238 240H235V239H232L231 237H228V238H226V237H224V238H222V239H224V242H225V249L227 250V254H228V251H230L229 253H230V255H228V256H226L225 255V257L223 256V254L221 255L220 253V259H219V257H218V262L217 263H213V264H264V190H259V189H255V188H253V187H243V186H240V185H238L237 184V186L236 187H231V188H229V187H227L226 188V186L225 187H223V186H216V185H214L213 184ZM217 183V182H216ZM260 183H261V181H260ZM263 183V182H262ZM24 184V183H23ZM110 184V183H109ZM112 184V183H111ZM122 184H124V183H122ZM187 184V183H186ZM194 184V183H193ZM192 184V185H193ZM196 184V183H195ZM218 184V183H217ZM221 184H222V182H221ZM233 184V183H232ZM235 184V183H234ZM257 184V183H256ZM93 185V184H92ZM96 185H97V183H96ZM107 185V184H106ZM118 185H120V183L118 184ZM224 185H226V184H224ZM254 185V184H253ZM263 185H264V183H263ZM15 186V185H14ZM98 186V185H97ZM129 186H130V188H129ZM186 186V185H185ZM195 186V185H194ZM202 186V185H201ZM228 186V185H227ZM258 186V185H257ZM33 187V186H32ZM122 187H125V186H123L122 185ZM120 188V189H123V188ZM127 187V186H126ZM191 187V186H190ZM196 187H198V185L196 186ZM203 187V186H202ZM255 187V186H254ZM263 187V186H262ZM168 188V187H167ZM187 188H189L188 186H187ZM193 188V187H192ZM229 188V189H228ZM253 188V189H252ZM28 189V188H27ZM100 189V188H99ZM116 189V188H115ZM196 189V188H195ZM200 189V190H201ZM264 189V188H263ZM22 190V189H21ZM102 190H103V188H102ZM111 190V189H110ZM168 190V189H167ZM170 190V189H169ZM173 190V189H172ZM190 190V189H189ZM25 190H23V192H24ZM116 191L117 190H115V192L113 191V193H115L116 194V197H118V195L117 194H119L118 193V191H117V193H116ZM120 191V190H119ZM188 191V190H187ZM198 191V190H197ZM201 191V192H202ZM253 191H256L255 193H253ZM23 192H21L20 191V193H23ZM102 192V191H101ZM105 191H103V193H104ZM111 192V191H110ZM126 192V191H125ZM170 192H171V190H170ZM173 192V191H172ZM200 192V191H199ZM198 192V193H199ZM200 192V193H201ZM107 193V192H106ZM120 193H121V191H120ZM25 194V193H24ZM138 194V193H137ZM174 194V193H173ZM21 194H19V195H17L15 198H16V200H20V198H22L23 196H20ZM114 195V194H113ZM120 195H124V193L123 194H120ZM131 195V194H130ZM169 195H170V193H168V195H167V192H166V194H163L161 197H160V202L163 204V206L162 207H165L166 209H169L168 211H172V212H174L176 215H177V213L179 214H181L182 216H183V214L185 213L184 211V213L182 212V208H179L178 206H179V203H177V202H174L173 200H175L176 198H172L173 200H171V198L169 197ZM172 195V194H171ZM170 195V196H171ZM205 195V196H206ZM34 196V195H33ZM45 196V195H44ZM115 196V195H114ZM136 196H138V195H136ZM47 197V196H46ZM88 197V196H87ZM116 197H115V199H116ZM127 198V197H126ZM231 198H232V200H233V202L231 203L230 201H231ZM94 199V198H93ZM114 199V198H113ZM121 199V198H120ZM116 199L115 200V203H117L116 204V206L117 207H119V208H122V210H123V212L126 214L125 216H126V219H125V221L128 223V225L126 224L125 226H129V229H133V230H137L136 229V227H137V225H136V217H135V215L133 214L134 212L132 211V209H130L126 204H128L129 203V201H128V203H126L127 201L125 200V199ZM178 199V198H177ZM49 200V199H48ZM129 200V199H128ZM135 200H137L138 201V203L141 205V202L143 201H141V198L139 199V198H135ZM155 200V199H154ZM21 201H22V199H21ZM93 201V200H92ZM91 201V202H92ZM176 201H178V200H176ZM193 201V200H192ZM100 203V202H99ZM92 204H94L93 202H92ZM199 204V203H198ZM129 205V204H128ZM181 205V204H180ZM134 206V205H133ZM88 207V206H87ZM90 208L92 207V209L91 210H93V206H89ZM88 207V210L90 209ZM186 207H188V206H186ZM8 208V207H7ZM98 208V207H97ZM114 208V207H113ZM39 209H40V207H39ZM45 210V209H44ZM102 210V209H101ZM184 210V209H183ZM198 210V209H197ZM199 210V211H200ZM194 211V210H193ZM192 211V212H193ZM196 211V210H195ZM86 212V211H85ZM89 212V211H88ZM189 212V211H188ZM201 212V211H200ZM36 213V212H35ZM35 213H33V214H35ZM171 213V212H170ZM183 213V214H182ZM190 213V212H189ZM199 212H197V214H198ZM139 214V213H138ZM186 214V213H185ZM194 214V213H193ZM28 215H31L30 213L28 214ZM89 215H90V213H89ZM116 215V214H115ZM164 215V214H163ZM163 215H162V217H163ZM13 216V215H12ZM92 216V215H91ZM186 216V215H185ZM187 216H189V214L187 215ZM186 216V217H187ZM201 216V215H200ZM199 216V217H200ZM86 217V216H85ZM87 217H89V216H87ZM170 217V216H169ZM184 217V216H183ZM20 218V217H19ZM95 218V217H94ZM120 218V217H119ZM167 218V217H166ZM189 218V217H188ZM188 218H186V220L188 219ZM201 218V217H200ZM9 219V218H8ZM165 219V218H164ZM190 219V218H189ZM188 219V220H189ZM84 220H85V218H84ZM92 220V219H91ZM90 220V221H91ZM99 220V219H98ZM168 220V219H167ZM203 220V219H202ZM102 221V220H101ZM177 221V220H176ZM195 221V220H194ZM201 221V220H200ZM207 221V220H206ZM205 221V222H206ZM227 221V222H226ZM21 222V221H20ZM95 222V221H94ZM99 222V221H98ZM180 222V221H179ZM199 222V221H198ZM203 222H204V220H203ZM202 222V223H203ZM208 222V221H207ZM225 223L226 222V224L227 223H229V226H228V230H221V226H222V223ZM36 223V222H35ZM38 223V222H37ZM123 223V222H122ZM175 223V222H174ZM174 223H173V225H174ZM183 223H185V222H183ZM194 223H196V221L194 222ZM215 223V224H214ZM125 223H123V225H124ZM176 224H177V222H176ZM197 224V223H196ZM10 225V224H9ZM85 225V224H84ZM108 225V224H107ZM172 225V224H171ZM170 225V226H171ZM182 225V224H181ZM188 225V224H187ZM209 225V224H208ZM211 225V226H212ZM225 225V224H224ZM228 225V224H227ZM6 226V225H5ZM8 226V225H7ZM15 226V225H14ZM197 226V225H196ZM210 226V227H211ZM231 226V227H230ZM126 227V228H127ZM176 227V226H175ZM182 227V226H181ZM205 227H207V226H205ZM230 227V228H229ZM179 228V227H178ZM177 228V229H178ZM208 228V227H207ZM232 228V230L234 229V228H236V229H234L233 231H231L230 229ZM18 229V228H17ZM74 229V228H73ZM94 229V228H93ZM97 229H98V226H97ZM100 230H102L101 228H99ZM129 229L127 230V232H129ZM173 229H174V227H173ZM179 229H181V228H179ZM204 229V228H203ZM224 229H227V228H224ZM131 230H130V233H131ZM165 230H166V228H165ZM170 229H168V231H169ZM211 230H212V228H211ZM98 231V230H97ZM174 231H176V230H174ZM173 231V232H174ZM177 231H179V230H177ZM101 232V231H100ZM205 232H206V230H205ZM213 232H214V230H213ZM2 233V232H1ZM8 233V232H7ZM143 233V232H142ZM103 234V233H102ZM131 234H133V233H131ZM190 234V233H189ZM229 234V233H228ZM229 234V235H230ZM2 235V234H1ZM137 237H139L140 236V232H138L137 234ZM149 235V234H148ZM191 235V234H190ZM190 235H188V236H190ZM212 235V234H211ZM96 236V235H95ZM132 236V235H131ZM188 236H183V237H180L179 238V244H181V245H183L184 246V251L188 254L187 255V258L185 259H183V260H185L186 262H187V264H207L206 263V261H205V259L206 258H203V257H206V256H203V254H202V249H199V246H201V245H198V243H197V241L196 240H194V238H190V237H188ZM192 236V235H191ZM207 236H208V234H207ZM213 236V235H212ZM211 236V237H212ZM223 236V235H222ZM228 236V235H227ZM8 237V236H7ZM99 237V236H98ZM135 237V236H134ZM150 237V236H149ZM209 237V236H208ZM214 237V236H213ZM23 238V237H22ZM31 238V237H30ZM29 238V239H30ZM114 238V237H113ZM112 238V239H113ZM164 238V237H163ZM230 238H231V240H230ZM241 238V239H240ZM112 239H109V238H105V237H103V239H102V243L101 244H103L102 246H108V247H110V245L112 244V242H114L115 241V239H114V241L112 240ZM197 239V238H196ZM200 239H201V237H200ZM101 240V239H100ZM134 240V239H133ZM149 240V239H148ZM147 240V241H148ZM214 240V239H213ZM99 241V240H98ZM218 241V240H217ZM217 241H216V243H217ZM138 242V245L139 246H141V248H143L144 246L142 245V243H141V241H140V238H139V240L137 241ZM99 243V244H100ZM158 243H160L159 245H158V255L157 256H155V259H154V262H153V264H163V261H164V258H163V254H164V248H163V245H162V243H161V241H158ZM210 243V242H209ZM213 243H215L214 241H213ZM218 243H221V242H219L218 241ZM11 245V244H10ZM82 245V244H81ZM155 245V244H154ZM214 245H216V244H214ZM217 245H220V244H217ZM224 245V244H223ZM222 245V246H223ZM113 246V245H112ZM136 246V245H135ZM166 246V245H165ZM203 247L205 246V245H202ZM212 246H213V244H212ZM222 246H220V247H222ZM79 247V246H78ZM107 247V248H108ZM114 247V246H113ZM112 247V248H113ZM214 247V246H213ZM224 247V246H223ZM222 247V248H223ZM7 248V247H6ZM13 248V247H12ZM71 248V247H70ZM69 248V249H70ZM98 248V247H97ZM101 248V247H100ZM105 249V251L106 250H108V251H110V249H111V247L110 248H108V249ZM136 248V247H135ZM206 248V247H205ZM212 248V247H211ZM215 248V247H214ZM217 248H218V246H217ZM221 248V249H222ZM68 248H66V250H67ZM69 249H68V251H69ZM102 249V248H101ZM204 249V248H203ZM220 249V248H219ZM7 250V249H6ZM22 250V249H21ZM87 250V249H86ZM90 250V249H89ZM153 250V249H152ZM202 250V251H201ZM212 250V249H211ZM214 250V249H213ZM9 251V250H8ZM12 251V250H11ZM93 251V250H92ZM146 251V250H145ZM144 251V252H145ZM154 251V250H153ZM215 251V250H214ZM213 251V252H214ZM223 251V250H222ZM13 252V251H12ZM216 252V251H215ZM219 252H220V250H219ZM224 252H225V250H224ZM223 252V253H224ZM5 253V252H4ZM72 253V252H71ZM92 253V252H91ZM97 253L100 255V258H102L103 259V261H104V264H107V261H109V260H107L108 259V257L106 258V256L104 255V253H103V249H102V251H97ZM96 253V254H97ZM106 253H108L107 251H106ZM110 253H111V251H110ZM138 253H139V251H138ZM169 253V252H168ZM212 253V252H211ZM9 254V253H8ZM133 254V253H132ZM173 254V253H172ZM226 254V253H225ZM7 255V254H6ZM68 255H69V253H68ZM85 255V254H84ZM107 255V254H106ZM139 255V254H138ZM153 255V254H152ZM165 255V254H164ZM215 255H217V252H216V254ZM14 256V255H13ZM65 256V255H64ZM72 256V255H71ZM108 256L110 257V255L108 254ZM203 256V257H202ZM219 256V255H218ZM73 257V256H72ZM72 257L71 258H69V260L68 261H71L70 259H72ZM84 257V256H83ZM86 257V256H85ZM91 257V256H90ZM89 257V258H90ZM96 257V256H95ZM111 257H113V255L111 256ZM138 257V256H137ZM167 257V256H166ZM9 258V257H8ZM13 258H15V257H13ZM67 258V259H68ZM93 258V257H92ZM99 258V259H100ZM21 259V258H20ZM85 259H88V256H87V258H85ZM138 259V258H137ZM39 260V259H38ZM93 260L94 259H92V260H86V264H93ZM97 260V259H96ZM101 260V259H100ZM100 260H97V262L99 261V263H100ZM110 260H111V258H110ZM13 261V260H12ZM17 261V260H16ZM62 261V260H61ZM73 261V260H72ZM72 261L70 262V263H72ZM137 261V260H136ZM135 261V262H136ZM148 261H149V254L147 253V252H145V254L143 255V256H141L140 257V263L139 264H147L148 263ZM20 262V261H19ZM106 262V263H105ZM111 262V261H110ZM138 262V261H137ZM137 262H136V264H137ZM170 262V261H169ZM6 263V262H5ZM102 263V262H101ZM111 263H113V262H111ZM110 263V264H111ZM115 263H117L116 261H114V264Z\"/></svg>","mask_w":264,"mask_h":264},{"label":"clouds","instance_id":"obj_3","mask_svg":"<svg viewBox=\"0 0 264 264\" xmlns=\"http://www.w3.org/2000/svg\"><path fill=\"white\" fill-rule=\"evenodd\" d=\"M264 163V162H262ZM191 179L195 180L197 179L196 177H192ZM202 179V178H201ZM189 177L184 176V177H180L177 179V184H178V191L181 194H186L187 193V188L185 187L186 183L188 182ZM206 182V181H205Z\"/></svg>","mask_w":264,"mask_h":264}]
</instances>
